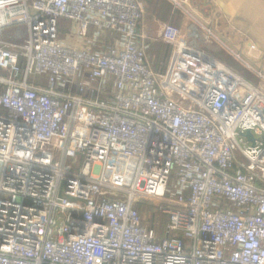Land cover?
<instances>
[{
  "label": "built area",
  "instance_id": "2783aa9c",
  "mask_svg": "<svg viewBox=\"0 0 264 264\" xmlns=\"http://www.w3.org/2000/svg\"><path fill=\"white\" fill-rule=\"evenodd\" d=\"M142 1L0 0V264H264V74L188 14L154 72Z\"/></svg>",
  "mask_w": 264,
  "mask_h": 264
},
{
  "label": "crops",
  "instance_id": "0c3cea01",
  "mask_svg": "<svg viewBox=\"0 0 264 264\" xmlns=\"http://www.w3.org/2000/svg\"><path fill=\"white\" fill-rule=\"evenodd\" d=\"M180 1L186 13L174 9L170 0L142 1L144 14L140 31L152 36L148 42V58L154 72L166 71L169 66V60L161 64L155 55L157 44L161 45L158 41L159 23L178 28L185 39L187 27L192 22L187 14L199 26L210 29L226 46L234 48L238 55L240 53L246 57L258 58L261 64L264 63V0ZM211 51L218 58L221 53L225 54L215 47Z\"/></svg>",
  "mask_w": 264,
  "mask_h": 264
},
{
  "label": "rangeland",
  "instance_id": "374dc122",
  "mask_svg": "<svg viewBox=\"0 0 264 264\" xmlns=\"http://www.w3.org/2000/svg\"><path fill=\"white\" fill-rule=\"evenodd\" d=\"M57 24H58V26H60L62 24V22L58 21ZM157 45H158L157 48L161 49L160 52L162 51V49L164 52H166V54H167L166 59L168 56V59H167V61H168L171 57L170 47L164 45L163 43H161L162 47H160L161 45H159V44H157ZM166 47H168V48H166ZM231 48H229V49L238 55L237 51H235L234 48H232V49ZM169 49H170V51H169ZM223 53H225V54L221 53L220 54L221 57H219V58L215 55L214 56H215V58L220 59V61L223 62L224 64H226L228 67L233 68L238 73H240L246 77H249V78L252 76L251 71L247 70L245 65H244V63H247L253 69H255L257 71H262V73L264 74V63L261 64L260 63L261 61H259L258 58H252L251 56L246 57L242 54L240 55V53H239L240 58L242 60V62H241L236 57H234L232 54H230L228 52H223ZM169 188L170 189L173 188L172 180H171V183L169 185ZM135 205H136V209L138 210L143 221L146 224L147 223L148 224L153 223V225L154 226L156 225V227L159 225L158 226V235L162 236L164 234V230H165L166 216L161 214L158 211V209H159V207H170V208H172L170 205H168L167 199H165V200L148 199V198L145 199V198H142L140 196H137L136 200H135Z\"/></svg>",
  "mask_w": 264,
  "mask_h": 264
},
{
  "label": "trees",
  "instance_id": "16d2710c",
  "mask_svg": "<svg viewBox=\"0 0 264 264\" xmlns=\"http://www.w3.org/2000/svg\"><path fill=\"white\" fill-rule=\"evenodd\" d=\"M160 47H162V46H160ZM166 48H168V47H166ZM165 49V48H164ZM160 48H157V50H156V52H155V55H156V57L159 59V62L161 63V64H164V63H166L167 62V59H168V56H167V59H166V52H164L163 51V49H162V51L160 52ZM169 51H170V49H169ZM158 54V55H157ZM165 199H167V201H168V205H170L171 207H175L176 206V204H175V201L173 200V199H170L168 196H166L165 198H163V199H161V200H165ZM139 213V212H138ZM139 215H140V213H139ZM164 216H166V215H164ZM140 217H141V215H140ZM142 218V217H141ZM143 220V219H142ZM167 220H168V217L166 216V223H167ZM143 224L144 225H146V223L143 221ZM166 225V224H165ZM147 226L149 227V228H154V229H156L157 231H158V226L156 227V225L154 226L153 225V223H150V224H148L147 223Z\"/></svg>",
  "mask_w": 264,
  "mask_h": 264
},
{
  "label": "water",
  "instance_id": "95a60500",
  "mask_svg": "<svg viewBox=\"0 0 264 264\" xmlns=\"http://www.w3.org/2000/svg\"><path fill=\"white\" fill-rule=\"evenodd\" d=\"M245 135L251 138V134L249 132H247Z\"/></svg>",
  "mask_w": 264,
  "mask_h": 264
}]
</instances>
